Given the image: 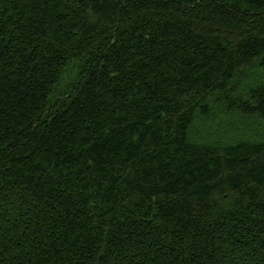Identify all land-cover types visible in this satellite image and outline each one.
<instances>
[{"label":"trees","instance_id":"1","mask_svg":"<svg viewBox=\"0 0 264 264\" xmlns=\"http://www.w3.org/2000/svg\"><path fill=\"white\" fill-rule=\"evenodd\" d=\"M0 264H264V0H0Z\"/></svg>","mask_w":264,"mask_h":264}]
</instances>
